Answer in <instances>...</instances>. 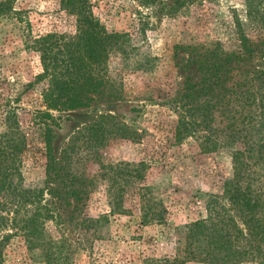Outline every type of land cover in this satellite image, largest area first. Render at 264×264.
<instances>
[{
    "label": "rangeland",
    "instance_id": "obj_1",
    "mask_svg": "<svg viewBox=\"0 0 264 264\" xmlns=\"http://www.w3.org/2000/svg\"><path fill=\"white\" fill-rule=\"evenodd\" d=\"M89 3L108 32L125 35L107 61L108 78L122 88V98L97 95L87 107L52 112L53 121H35V112L45 110L41 96L45 84L35 82L42 66L32 41L48 34L73 37L76 17L60 0H12L15 14L0 16V132L4 109L10 108L28 144L20 167L24 187L45 189L41 121L49 124L53 156L58 160L70 149L71 158L79 160L76 168L92 180L94 187L74 210L71 199L44 195L57 213L42 226L56 261L163 264L165 258L182 255L185 226L206 218L212 205L211 211L228 207L224 201H213L223 196L225 183L233 176L230 148L221 144L215 152L201 153L193 139L175 143L173 111L186 78L197 75L188 53L175 46L219 44L235 49L234 21L245 23L244 0H204L175 14L170 13L172 0ZM239 67L264 70V57ZM100 116H112L134 138H107L97 146L96 155H87L83 152L87 136L83 133L85 139H80L79 133ZM48 186L51 192L63 193L58 183ZM26 211L17 220L27 216ZM12 216L0 210V241L7 238L2 264H45L40 249L26 247L22 223H14Z\"/></svg>",
    "mask_w": 264,
    "mask_h": 264
},
{
    "label": "trees",
    "instance_id": "obj_2",
    "mask_svg": "<svg viewBox=\"0 0 264 264\" xmlns=\"http://www.w3.org/2000/svg\"><path fill=\"white\" fill-rule=\"evenodd\" d=\"M202 1L172 0L170 13ZM60 2L64 10L76 17L77 32L67 40L48 34L32 41L31 47L39 53L42 66L35 82L45 84L41 94L45 110L35 112V121H53L52 112L87 107L97 95L122 98V88L108 78L107 61L124 42L125 35L108 32L91 12L89 0ZM11 3L12 0L0 2L1 17L15 14ZM243 12L245 23L238 18L234 21L238 43L235 49L226 50L219 44L175 46L176 51L188 53L189 64L197 73L194 79L186 78L173 111L177 118L175 143L193 139L201 153L215 152L221 144L230 148L233 176L225 183L223 196L213 201H224L228 207L211 211L212 205L206 218L185 226L180 241L184 242L182 255L165 258L163 264H264V70L239 67L264 57V0H244ZM40 124L45 189L27 188L20 170L28 147L26 135L13 110L4 109L0 132V210L11 212L14 223H22L20 231L28 249H40L45 264H61L62 259L56 261L52 252L53 243L43 237L42 226L55 220L57 214L47 205L44 195L56 196L58 200L69 198L75 204L74 210L94 185L76 168L79 160L71 158L70 149L58 160L53 156L49 124ZM83 133L88 140L83 152L91 156L97 154V146L107 138H134L112 116H100L79 133L80 139H85ZM132 172L131 178H135L137 172ZM57 183L63 193L51 192L48 185ZM26 209L28 215L17 220ZM6 240L0 241V257Z\"/></svg>",
    "mask_w": 264,
    "mask_h": 264
}]
</instances>
